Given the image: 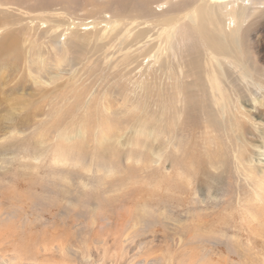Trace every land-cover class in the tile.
<instances>
[{
    "label": "rangeland",
    "instance_id": "1",
    "mask_svg": "<svg viewBox=\"0 0 264 264\" xmlns=\"http://www.w3.org/2000/svg\"><path fill=\"white\" fill-rule=\"evenodd\" d=\"M201 2L0 0V264H264V0Z\"/></svg>",
    "mask_w": 264,
    "mask_h": 264
},
{
    "label": "bare ground",
    "instance_id": "2",
    "mask_svg": "<svg viewBox=\"0 0 264 264\" xmlns=\"http://www.w3.org/2000/svg\"><path fill=\"white\" fill-rule=\"evenodd\" d=\"M201 5L197 9L195 13V17L190 15L188 18L189 21L192 24H195L196 17L199 18V21L197 20V26L199 27V30L196 31L193 34L191 44L188 47L189 51L194 52L195 51V45L197 43L201 44H207L211 46L214 51H217L216 45L213 42V38L215 36L212 31L208 30V21L214 18H218V20L221 23H228V27L230 24H232V29L237 28V32L243 28L245 25L246 20L250 17L251 11L255 9H259V7L256 5V0H201ZM260 4V3H259ZM186 38L185 34L182 32L178 33L176 38H169V44L170 47L172 45H180L179 43L184 41ZM175 41L179 42L178 44L175 43ZM5 47V44H0V51H2ZM218 52V51H217ZM206 63L208 65V70L211 67V64L214 63L217 65L216 55H211L210 60L206 59ZM199 71V68H198ZM201 72V71H199ZM209 84L212 83V81L208 80ZM236 118L235 122L238 127L237 130V139H238V153L234 155V162L236 163V167L238 168V173L243 174L244 176H247L248 181L256 184L258 187L257 189H260L262 192L264 191V179L262 178H256L254 168L251 167L250 164L251 161H249L250 154H251V147L244 143L246 138V133H250L251 137H255V134H262L255 122H251L248 115L241 112V110L236 109ZM257 126V127H256ZM262 130V129H261ZM261 149L258 151V158H264V146L260 147ZM237 155V156H236ZM256 156V157H257ZM259 158V159H260ZM262 175H260L261 177ZM4 187L0 186V200H5L7 197L1 192V190ZM259 191V190H258ZM258 194H256L257 196ZM8 209V208H7ZM4 217L9 218V214L6 212H3L2 209H0V220H4ZM217 227V226H216ZM217 230V229H216ZM7 260V259H5ZM7 264H11L9 260H7Z\"/></svg>",
    "mask_w": 264,
    "mask_h": 264
}]
</instances>
